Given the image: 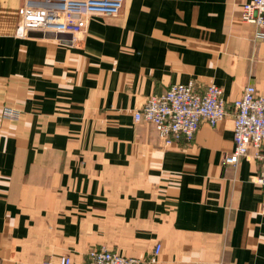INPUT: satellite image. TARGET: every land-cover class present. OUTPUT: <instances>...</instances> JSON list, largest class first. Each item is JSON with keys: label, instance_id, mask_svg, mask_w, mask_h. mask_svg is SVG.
<instances>
[{"label": "crops", "instance_id": "crops-1", "mask_svg": "<svg viewBox=\"0 0 264 264\" xmlns=\"http://www.w3.org/2000/svg\"><path fill=\"white\" fill-rule=\"evenodd\" d=\"M246 1L124 0L84 32L22 37L23 0H0V264H85L99 245L141 264H264L261 160L250 146L223 161L233 101L247 84L264 95ZM191 79L220 86L227 114L165 145L134 111Z\"/></svg>", "mask_w": 264, "mask_h": 264}, {"label": "built area", "instance_id": "built-area-1", "mask_svg": "<svg viewBox=\"0 0 264 264\" xmlns=\"http://www.w3.org/2000/svg\"><path fill=\"white\" fill-rule=\"evenodd\" d=\"M124 0H23L17 18L18 35L26 37L32 31L42 33L77 34L84 32L92 16H116ZM241 19L257 27L256 37L264 39V0H248L241 6ZM233 149L226 153L223 161L237 165L247 154L248 148H256L261 160V170L255 181L264 193V95L253 84L243 87L233 101ZM2 116L18 118L19 110L4 106ZM227 114L223 90L214 82L199 84L191 79L175 82L161 94L145 98L134 111V120L151 124L158 136L170 145L180 138L191 140L202 121L215 126ZM161 251L157 243L148 260L155 262ZM142 259L123 256L104 245L91 246L86 253L85 264H141ZM44 264H73L69 255L57 260L48 259Z\"/></svg>", "mask_w": 264, "mask_h": 264}]
</instances>
